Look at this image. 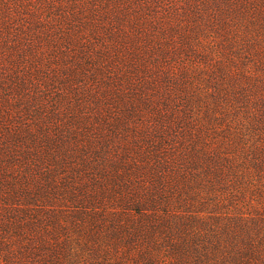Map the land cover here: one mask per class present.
I'll return each mask as SVG.
<instances>
[{"label":"trees","instance_id":"obj_1","mask_svg":"<svg viewBox=\"0 0 264 264\" xmlns=\"http://www.w3.org/2000/svg\"><path fill=\"white\" fill-rule=\"evenodd\" d=\"M0 264H264V0H0Z\"/></svg>","mask_w":264,"mask_h":264}]
</instances>
